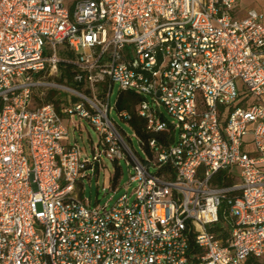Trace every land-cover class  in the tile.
<instances>
[{
    "label": "built area",
    "instance_id": "built-area-1",
    "mask_svg": "<svg viewBox=\"0 0 264 264\" xmlns=\"http://www.w3.org/2000/svg\"><path fill=\"white\" fill-rule=\"evenodd\" d=\"M240 1L0 0V264L264 263V8ZM115 85L173 139L136 152ZM104 159L135 185L111 206L78 192Z\"/></svg>",
    "mask_w": 264,
    "mask_h": 264
},
{
    "label": "rangeland",
    "instance_id": "rangeland-1",
    "mask_svg": "<svg viewBox=\"0 0 264 264\" xmlns=\"http://www.w3.org/2000/svg\"><path fill=\"white\" fill-rule=\"evenodd\" d=\"M249 8H264V0H241L237 4V9L240 12H245ZM120 89L118 85H115L113 93L111 96V106L112 111L110 117L114 119L118 125L124 130L125 136L129 141L132 148L142 154V148L139 144L138 138L134 135L133 129L129 126L128 123L124 122L118 114V111L115 108V103ZM169 119L171 117L168 115L165 109H163ZM66 124L69 125L70 132V143L75 144L86 150L92 152V146L97 145L100 140L98 131L86 120L83 118H75L72 122L66 121ZM78 129L75 131L74 127ZM252 138L247 137L246 140L250 141ZM253 147V145H251ZM119 167L121 169L122 175L119 179L118 189L119 192L113 194L109 190L108 194L103 190V187L109 188L111 181L113 183L115 170ZM154 172V170H152ZM130 179V167L126 164L125 161H122L120 164L112 162L108 159H104V163L99 167V173L92 175L91 177H86L83 182H80L78 185V192L80 196L90 200L93 205L99 203L101 205L108 203L110 206L114 205L117 199L124 193H126V188H128L129 194H131L135 188V185H129ZM113 198L111 199V197Z\"/></svg>",
    "mask_w": 264,
    "mask_h": 264
},
{
    "label": "trees",
    "instance_id": "trees-1",
    "mask_svg": "<svg viewBox=\"0 0 264 264\" xmlns=\"http://www.w3.org/2000/svg\"><path fill=\"white\" fill-rule=\"evenodd\" d=\"M74 69L71 66L61 67V75L58 78V81L68 82L70 83L72 80V74ZM56 92H51L47 98V100L51 101L54 99ZM142 98L131 93L125 91H119L117 100H116V110L118 113L122 114L123 112H129L132 115V119L128 122L129 126L133 129L134 133L139 137L141 142L144 143L143 148L149 151V140L156 139L157 141H171L173 139V132H161L154 133L147 129V121L140 117L137 113V109L141 102ZM57 103L58 101L55 100ZM122 175L121 169L119 167L115 170L113 184H116ZM231 182V181H230ZM218 230L220 227L217 228ZM253 264H264V263H253Z\"/></svg>",
    "mask_w": 264,
    "mask_h": 264
},
{
    "label": "crops",
    "instance_id": "crops-1",
    "mask_svg": "<svg viewBox=\"0 0 264 264\" xmlns=\"http://www.w3.org/2000/svg\"><path fill=\"white\" fill-rule=\"evenodd\" d=\"M67 121H70L69 119H67Z\"/></svg>",
    "mask_w": 264,
    "mask_h": 264
}]
</instances>
